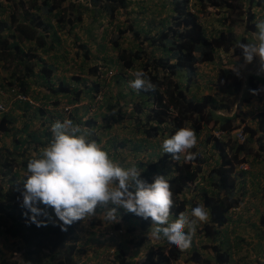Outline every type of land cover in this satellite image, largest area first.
<instances>
[{"label":"trees","instance_id":"1","mask_svg":"<svg viewBox=\"0 0 264 264\" xmlns=\"http://www.w3.org/2000/svg\"><path fill=\"white\" fill-rule=\"evenodd\" d=\"M263 3L264 0H172L169 17L161 22L162 26L155 32L137 30L130 26L135 43L130 49H119L117 56L122 69L115 79L117 82H128L129 78L132 80L134 77L126 70H142L156 86L155 90L150 91L128 88L132 95L129 101L132 115L129 119L134 126V134L145 139L158 136L168 138L187 125L195 133H199L203 125L219 120L214 111L229 110L242 87V77L232 69L218 70L213 93H206L201 97L188 96L189 84L196 77V65L212 62L218 49L229 52L231 56L243 57L242 50L236 47L237 43L253 41L245 35L238 37L232 27L240 19L244 31H256L257 22L253 9ZM128 4L129 0H0V9H7L9 12L8 19L0 17V63L10 60L12 64L5 68L9 71V85H16L18 92L25 95L30 93L32 85L37 86L40 91L44 90L43 97L39 98L38 94L33 97L38 101L43 100L40 101V106L33 108L27 100L16 99L10 106V111L0 116V135L10 136L13 141L11 148L0 145V234L17 238L19 248L23 247L14 260L1 253L0 264H79L76 255L79 252L80 236L76 227L80 222H75L67 227V231H62L58 219L55 223L49 219L51 208L47 209L48 217H39L47 219L46 226L37 227L34 223L26 222L25 213L28 210L21 207V191L26 179L23 174L32 152L38 154L51 141L50 129L54 122H63L62 113L56 109L61 101L57 95L70 96V102L79 101L81 92L89 95L92 91L99 90V84L92 82L87 90L82 91L71 86L64 77L53 80L56 78V66L44 56L59 49L61 33L72 35V31L83 21V15L88 11L101 10L111 14L115 9L124 8ZM244 5L247 6L246 11L242 10ZM209 6L217 12L221 9L226 11L220 21L225 28L209 31L200 21L199 14L206 12ZM122 32L124 30H119L120 34ZM114 45L120 48L117 40H114ZM90 71L93 74L96 68ZM181 71L183 83L180 80ZM75 79L77 78H73ZM258 79L257 81H262L263 77L259 76ZM257 81H254L253 76L248 77L249 95L261 90ZM262 85L264 87V80ZM262 92L264 96V88ZM119 95L124 98L122 92ZM13 110L22 111L19 116L26 117L20 128H14L16 116ZM29 110L31 114L27 113ZM119 112L120 110L111 115L107 127L123 118ZM257 115L256 127H243L247 133L243 143L230 139L222 141L213 135L206 137L204 145L214 157L213 164L207 169L203 168L207 164L205 155L194 150L192 152L196 154V158L188 162L183 156L176 161L171 154L162 153L156 160H137L132 165L142 171L141 178L148 182H152L158 174L164 175L170 182L174 200L172 220L179 213L196 207L195 197H198L200 204L209 212L208 222L200 228L201 233L216 239L215 244L210 246L215 264H239L230 251L236 246L241 249L239 242L234 243L220 233L221 227L229 220V211L240 205L247 192L241 179L250 171L235 172L236 165L249 155L264 163V109ZM32 118H40L39 127L32 126ZM69 119L89 128L96 121L90 118L82 121L78 113H72ZM220 121L222 127L228 125L224 120ZM93 139L100 142L99 136L94 135ZM252 143L257 145L254 151ZM123 144L124 142L120 146ZM109 147L113 153L115 146L109 144ZM109 147L104 144L105 149ZM137 148L138 145L134 144V150ZM248 192L251 193V189ZM187 193H192L190 199L187 198ZM39 206L44 207L42 204ZM117 214L126 222L130 233L139 228L143 234V231L147 232L151 228L150 219L126 212L123 208H118ZM98 219L91 220L93 226L98 223ZM260 221L262 226L258 237L261 238L264 253V215ZM120 223H116L117 227ZM141 234L138 236L140 246L147 236L146 233L144 236ZM165 246L148 247L147 258L151 264H170L180 258L181 250L174 245L168 248ZM186 259L203 263L202 255L195 248ZM113 264H130L124 248L116 250Z\"/></svg>","mask_w":264,"mask_h":264},{"label":"rangeland","instance_id":"2","mask_svg":"<svg viewBox=\"0 0 264 264\" xmlns=\"http://www.w3.org/2000/svg\"><path fill=\"white\" fill-rule=\"evenodd\" d=\"M171 1L172 0H129V4L126 8H118L113 15L105 12H99L101 10H97L98 12L88 11V13L83 15V21L72 31V34L75 33V36H78L79 39H76V37L73 38L70 34L65 35L63 32L61 33V37L63 39L61 44L62 47L61 52H58L57 55L61 57L57 58L59 62L55 61L57 64L55 71L56 80L57 77L58 80L59 78L64 77L66 79L65 81L72 83L73 86L78 83L77 86L84 87L85 90L86 86H89L92 82H97L99 84L100 91L93 93L95 95L94 97H91V92L83 98L81 102H78V105H76V103L74 105L76 107H74L72 111L74 113H78V115L81 116L82 121L87 118L96 120L94 122L95 124L93 123L91 128H85H88L92 132V139L94 135L100 137L99 143L103 148L104 144H107L108 147L109 144L115 146V151L112 155L110 153L109 155L114 161H117L123 167H132V164H134L137 160H155L163 153L161 144L165 138L162 136L153 138L149 141L151 144H148V146H146L147 144H140L138 145V150L136 151H130L128 149L129 147H132L131 144L133 142L140 143V135L133 133L134 126L129 119L132 115L130 107L131 104L129 103L130 98L132 99V95L128 90L130 87L129 82H117L115 79L122 67L120 65L121 63L119 64L118 62L117 53L119 50L114 45V40L118 41L121 48L130 49L134 42L132 39V31L129 29L130 26L133 28L146 27L152 30L154 28L159 29L162 26L161 19L165 18L169 14V2ZM246 7L247 6L244 5L242 10L245 9L244 11H246ZM215 10V8L209 6L206 12H201L202 14L200 13L199 15L200 21L203 22L209 31L213 29L216 30L220 27L218 20L221 18V14L224 12V9H221L220 13H217ZM263 10L264 4L261 8H259V10H255L257 17H263ZM1 13H3L2 9H0V17L4 16L6 19L8 18L6 13ZM244 19H246V16ZM258 21L260 20H257L256 22ZM238 22L239 23L234 25L233 32L238 37L245 35L253 40L255 32L249 31L250 33H248L244 31L243 23L240 22V19ZM209 24L211 25L209 26ZM121 29H123L124 32L120 34L119 30ZM82 44H85L89 50L87 58L83 57L84 49L81 47ZM258 59L259 58L257 57L252 63H250V72L253 74H256L257 72L259 63ZM218 60L216 63L209 65L200 63L197 65V76L194 80L195 84L189 88L190 94L193 93L194 95H197V97H200L205 91H212L211 88H208V81L214 79ZM7 65L8 67L12 66L10 60H4L0 63V85L7 84V81L9 80V71L5 69L7 68ZM92 68H96V71H92L93 74L90 71ZM110 69L113 70L111 76L110 74H107V71ZM239 69L240 72H243V74L246 73L244 74V78H247L249 75L247 74L248 68L246 66H240ZM126 72L131 74L134 71L127 70ZM260 75L264 77V73H261ZM183 77V72L181 71L180 80L182 83L184 81ZM73 78H77L75 79L76 83H73ZM83 81L86 84L83 83ZM262 83L263 82H261V85ZM37 88V86L32 85L30 90L31 95L34 96L44 92V90L40 91L38 90L39 88ZM120 92H122V96L124 98L119 95ZM242 92L243 91L241 89L238 97L236 96L234 99L235 105H237L236 107H233L229 111H217L219 117L228 116L231 118H228L224 122L228 124L226 125L227 128H230L232 125L235 127L239 126V128L242 127L243 123L241 120L246 121L247 124H253V121L251 120L254 119V111L259 108L258 93L256 95L246 96ZM57 96L60 97L62 103L69 99L68 96L64 95ZM13 102L14 98L11 93L4 92V94H2L0 92V104L4 107L0 116L2 113L10 111V106ZM37 103L39 102L37 101ZM118 110H120L119 113L122 114L123 118H121L119 122L107 127L106 124L111 120V115L116 114ZM13 114L16 116L14 128H20L21 123L24 121L23 118L25 119L26 117H20L19 115L22 114V111L19 110H16V112L13 110ZM31 120H34L32 126L36 128L40 119L32 118ZM102 124L103 127H101ZM206 130L207 127L201 130L199 136L197 137V145L191 150L200 151V153L205 155L207 158V164L204 166V169H207V167L212 165L214 160V157L211 156V151H209L203 143V138L207 132ZM120 142H126L124 149H120L118 147L119 144H121ZM0 145L11 148L13 145L12 137L1 134ZM108 150L111 151L110 147ZM34 153L35 152H32V154ZM248 162L250 163L249 166L251 168V172L255 173V176H261L256 182L254 180L250 181V178L244 182L245 188L251 189V193H246L247 197L244 199L246 201L245 204H254L256 210L249 212L252 206L247 207V205L243 203L245 205V207H243V209H245V213L242 214L243 218L240 220V223H246V225L239 228L236 235H234L236 227L231 229L226 228L225 230L228 238L231 241L233 240L234 243L239 242L241 246V249H238L237 246L234 249H230L234 260H238L239 264H246V262H249L248 264H264V260H260L252 256L256 254V251L260 254L259 241H251L249 237H247V234L252 232L251 224L256 223L259 219V214L254 212L262 210V214H264V163L262 161H256L252 158H249ZM253 185L257 188H262L259 191L260 195L253 192ZM191 194L187 193L188 199L192 197ZM195 199L197 206L201 205L197 196ZM257 204L260 207H258ZM105 211L106 209L97 207L96 215L92 219L86 223L80 222L77 225L76 230L80 236L79 252L76 255L78 263L113 264L114 253L116 250L118 248H124L126 257L130 264H151V261L147 258L148 245H163L164 239L156 240L151 236L150 230H148L146 233L149 239L140 246L138 245V241L140 239L138 236H140L141 232L137 230L130 233L127 231L125 224H122L120 229H116L114 227V224L116 225V223L107 225V222L102 218ZM251 213L255 214L253 218H251ZM97 218H99L97 220L98 223L93 226V221L91 220H96ZM49 219L54 223L57 222V217L52 209L49 210ZM203 224L204 223L197 225V231L192 239L191 247L182 251L180 258L178 260L171 261L170 264H215L213 251L210 246L215 244L216 239L213 237H206L203 233H201L200 228ZM143 235L144 234H141V236ZM18 242L17 238L5 237L3 234H0V255L2 253V256L9 257L11 260L17 259L20 252L19 249H23V247L19 248L20 244ZM194 248L202 255L203 263L187 261L186 258L191 251L194 250Z\"/></svg>","mask_w":264,"mask_h":264},{"label":"clouds","instance_id":"3","mask_svg":"<svg viewBox=\"0 0 264 264\" xmlns=\"http://www.w3.org/2000/svg\"><path fill=\"white\" fill-rule=\"evenodd\" d=\"M263 4L261 6H258L256 9H253L254 10L253 12L255 14V21L260 20L256 23L257 30L254 31L255 33H254V38L252 40L253 42H249V43L238 42L236 45L237 48L242 50L243 57L237 55L231 56L229 52H225L222 49H218L215 52V58L212 62L200 63L204 65H209L216 63L217 60L219 59L217 64V67L219 68L216 67L215 69L216 73L214 79L211 80L212 83L211 84L209 83L210 85H208V88H211L212 91L211 92L205 91L203 94L213 93L214 92L213 88H215L214 82L216 80L218 70L221 68H229L232 69L237 75H240L241 77L243 75L241 89L243 91V89L245 88L246 91L244 94L246 96H251L247 92L248 77L253 76L254 81H257L259 80L258 79L259 76L257 75L264 73V20H262L264 18V14L263 17L259 18L260 16L257 17L255 13V10H259V8L263 6ZM171 6H172V1L169 2V7H170L169 13L171 10ZM117 9H115L114 12ZM89 12H98V11L91 10ZM224 12L226 11L224 10ZM224 12L221 14V17H223V15H226ZM3 13L9 15L7 9H5ZM105 13H109V12H105ZM113 13H111L110 15H113ZM217 13H220V10ZM1 17L5 18L4 16ZM168 17L169 14L165 18L161 19V22H163V20H165ZM218 21L220 24V27L218 29L225 28V26H223L220 22L221 18ZM133 29L143 30V31L151 30L152 32H155L156 30L155 28L152 30L146 27H140V28L135 27ZM75 35H76L75 33L72 34L73 38L76 37ZM76 39H79L78 36L76 37ZM61 44L59 45V49H57L56 51H52L48 55L44 56L45 59L47 60H53L52 63L55 66H57L55 61L59 62L57 58L61 57V56H57L58 52L59 53L61 52V47H62ZM81 47L84 49L83 57L87 58L89 51L87 46L85 44H82ZM117 49L119 50L123 48L120 47ZM85 54H87V56ZM257 57L259 58L258 59L259 63H258V69L256 75L250 72V63H252L253 60ZM234 58L238 59V61H236L238 69H236L234 66H231L232 64H234V60H233ZM118 62L119 64L121 63L119 58H118ZM197 65H196V70H197ZM240 66H246L248 68L247 74L249 75L247 78H244V74L246 73L243 74V72H240L239 69ZM112 72L113 70L110 69L107 71V74H110L111 76ZM128 74L134 77V79L132 80L131 78H129V80L131 81H128L129 86L132 89L136 91L155 90L156 86L151 82V80L147 77V74L144 71L137 70L135 72H132L131 74L130 73ZM196 76H197V71H196ZM260 76L263 77L262 75ZM53 80H56V78H53ZM194 80L192 81L193 83L191 82L189 84V88L193 84H195ZM263 80L257 81V83L259 82L258 86L261 87L260 88L261 90L256 92V94L258 93L259 108L254 111L253 114L254 119L251 120L253 121V124L250 123L247 124L246 121L241 120L243 124L242 127L240 128L239 126L235 127L233 125L230 128L222 127L223 125L222 126L220 125L221 124L220 120H224L223 122H225L230 117L228 116L219 117L218 121L210 122L207 125H203V127L201 128L202 130L203 128L205 129L207 127L206 130L207 132L203 138V143L206 137L209 135H213L215 138L222 141H228L230 139V140H236L239 143L245 142L247 133L245 132L243 127L245 125L253 128L256 127L257 116H258L257 114L260 110L264 109V96L262 95L263 93L262 90L264 87L263 85H261V82H263ZM9 82H10V77L9 80L7 81V84L1 85L0 87L1 91H4L6 93L7 92L11 93L14 100H16L18 98L15 97V94L18 93L23 94V93H21V91L18 92L19 89L16 85L10 86ZM73 83H76L75 80ZM83 83L85 82L83 81ZM77 84L78 83L74 84L75 86H73L72 83H70V85L73 87H78ZM90 85L91 84H89V86ZM89 86L88 85L86 86V90ZM78 88L81 89L82 91H85L84 87H78ZM12 90H14L15 93H13ZM99 91L100 90L92 91L91 97L95 96L93 93H97ZM189 91L190 89H188L187 91L188 96L197 97V95H194L193 93L190 94ZM23 95L26 96L27 99L24 100L19 99V100L22 101L27 100L28 103L31 104L33 108L40 106L41 102L33 98L34 96L31 95V93L26 95L23 94ZM83 95L84 92H81L79 95L80 96L79 101L70 102L69 101L71 98L70 96H68L69 99H67L64 103L59 101V103L56 106V109L60 113H62L63 122L58 120L51 125V129H50L52 133L51 141L47 144L46 147L41 149L38 154L34 153L32 157L27 161L26 171L24 173V177H26V179L23 182L24 187L23 190L21 191V196H22L21 207L28 210L25 213L27 217L26 222L34 223L37 227L46 226L47 219H40L39 217L41 216L48 217L47 209L51 208L54 211L58 221L60 222L59 227L61 228V230L67 231V227L71 226L75 222L86 223L87 221L92 219L96 215L97 207H102L106 209V211L103 213L102 218L104 221L107 222V225L121 222L120 223L121 225L125 224L127 226L126 222L122 221L121 220L122 218L119 217V215L117 214V209L123 208L126 212L133 213L144 219H150L151 228L149 230L151 236L156 240L164 239V245L167 244V246L165 247L168 248L169 246L174 245L181 251H185L189 249L192 244V239L196 234L197 225L202 223L205 224L208 222L209 219L208 210H206V208L203 205H198L196 207L191 208L190 211L179 213L178 217L175 220H172L174 219L171 218V210L174 207L173 192L171 190L170 182L165 178L164 175H159V174L156 175L152 182H148L142 179L141 178L142 171L140 169H138L136 166H132V167L121 166L117 161H114L110 157L109 153H112V151L103 148L100 143H98L95 139L91 138L92 132L88 128L82 127L79 124H75L71 119H69L70 115L74 113L72 111L73 108L76 107L74 105L76 103H77L76 105H78L79 104L78 102H81L83 98L87 96V95L84 96ZM37 101L39 103H37ZM234 105L235 102L233 101V104L229 108V110L237 106ZM3 108L4 107L2 106V104H0V113L3 111ZM229 110H225V111H229ZM217 111H224V110L220 109L214 111L216 115H218ZM37 127H39V123ZM201 130L199 131V133L201 132ZM219 131L223 133L218 135L217 132ZM240 132L242 133V136H238ZM199 133H195V131L192 130L189 125H187V127L179 128L170 137L168 138L164 137L165 139L162 141L161 144L163 153L171 154L173 159L176 161L180 160L181 156H183L186 162L194 160L196 158V154L193 153L191 150L195 148L197 145V137L199 136ZM139 139H140L139 140L140 143L133 142L131 144L132 147L128 148L130 151L131 150L134 151V144L135 146L140 144L142 145L147 144L146 146H148V144H151L149 141L152 138L145 139L140 135ZM120 143L122 144V142ZM121 144H119L118 147L120 149H124V145H126V142H124L122 147L120 146ZM251 145L254 151L257 145L255 143H252ZM136 150H138V148ZM249 158L257 159L252 155L247 156L243 162L236 165L235 172L250 171V173L252 174L251 168L249 166L250 163L248 162ZM148 160L153 161V159H148ZM143 161H147V160H143ZM136 163L137 162H135L134 164ZM243 163L247 165V169L241 168L240 165ZM245 197H247L246 194ZM245 197H243L242 201L244 200ZM241 203L238 207L232 208L229 211L228 213L229 220L227 223H225V225L221 227L222 230V232L220 233L221 235L228 237L226 235L225 229L226 228L231 229L235 227V226L231 227L230 225V222L233 220V214L231 215V212L241 207ZM41 204L44 206L43 208L39 206ZM109 205H112V207H109ZM262 215L264 214H262V210H261L259 213L258 221L256 223L251 224V228L253 227L255 228V226H257L256 229L258 232L260 230V227L262 226L260 221ZM121 225L117 227V225L114 224V227L116 229H120ZM136 229L139 230V228ZM135 230L132 232H135ZM145 233L146 232L143 231V234ZM234 235H233V239H234ZM148 239L149 237L147 235L146 241ZM261 244L262 242H260L259 240L260 254H257L255 258L260 257L258 259L264 260V253L261 249L262 247ZM159 245L162 244L148 245V247L153 246L154 248H156Z\"/></svg>","mask_w":264,"mask_h":264},{"label":"crops","instance_id":"4","mask_svg":"<svg viewBox=\"0 0 264 264\" xmlns=\"http://www.w3.org/2000/svg\"><path fill=\"white\" fill-rule=\"evenodd\" d=\"M234 60V64H232L231 66H234L236 69H238L237 68V64H236V61H238V59L237 58H234L233 59ZM51 62H53V60H50ZM0 87H1V85H0ZM38 89V88H37ZM39 90V89H38ZM245 91H246V89L244 88L243 89V92L242 93H245ZM0 92L2 93V94H4V92L3 91H1L0 90ZM43 93L44 92H42V93H39L38 95V97L39 98H41V97H43ZM31 112V110H29V111H27V113H29V114H31L30 113ZM28 115V114H27ZM29 116V115H28ZM257 161V160H256ZM251 175V176H250ZM256 174L255 173H252V174H250V173H247V174H245V176L241 179L242 180V182L244 183V182H246V180L247 179H249L250 178V181L252 180H254L255 182L261 177H258V176H255ZM263 175H264V173H263ZM256 186H257V184H256ZM255 185H253V192L254 193H258V195H260L259 194V191L262 189V188H257ZM250 189V188H249ZM245 199V198H244ZM246 203V201L245 200H243L242 201V203H241V207H239V208H237V210H235V211H233V212H231V215L233 214V220L230 222V225H231V227L232 226H235L236 227V231H235V233L234 234H237L238 233V229L239 228H241V227H243L244 225H246V223L245 224H243V223H240V220L243 218V216H242V214L243 213H245V209H243V207H245V205H247V207H249V206H252V208L249 210V212H251L252 210H256V207H255V205L253 204H244ZM244 205V206H243ZM257 206L258 207H260L258 204H257ZM241 209H243V210H241ZM254 213H256V214H259L260 213V211H258V212H254ZM251 215V218H253L254 217V215L255 214H253V213H251L250 214ZM235 219V220H234ZM238 227V228H237ZM257 226H255V228L253 227V228H251V230H252V232H250V233H248L247 234V237H249V239L251 240V241H259L260 240V242H261V239L258 237V231H257ZM250 231V230H249ZM258 238H259V240H258ZM251 241H249V242H251ZM258 254V251H256V254H254V255H252L253 257H255L256 255ZM260 256V255H259ZM258 258H260V257H258Z\"/></svg>","mask_w":264,"mask_h":264},{"label":"built area","instance_id":"5","mask_svg":"<svg viewBox=\"0 0 264 264\" xmlns=\"http://www.w3.org/2000/svg\"><path fill=\"white\" fill-rule=\"evenodd\" d=\"M12 92L15 93L14 90H12ZM15 97L18 98V99H23V100H24V99H27L26 96H24L23 94H19V93H18V94H15ZM222 133H223V132H221V131L217 132L218 135H220V134H222ZM238 136H242V133L240 132V133L238 134ZM240 166H241L242 169H247V165H246L245 163L241 164Z\"/></svg>","mask_w":264,"mask_h":264}]
</instances>
